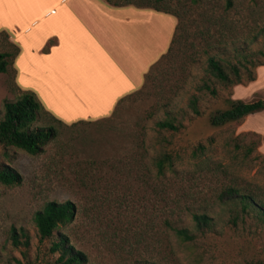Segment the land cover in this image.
<instances>
[{
    "label": "rangeland",
    "instance_id": "374dc122",
    "mask_svg": "<svg viewBox=\"0 0 264 264\" xmlns=\"http://www.w3.org/2000/svg\"><path fill=\"white\" fill-rule=\"evenodd\" d=\"M107 1L156 7L155 0ZM238 1L237 9L227 13L225 0L158 4L161 11L175 13L179 25L169 58L154 72L149 98H127L107 116L76 125L46 113L38 122L54 124L59 135L37 155L0 144V166L10 164L23 175L21 184L0 183V264H58L59 254L50 247L60 231L88 254V264H264L262 220L251 212L235 225L231 217L239 205L217 199L224 187L236 182L264 201V109L221 127L209 123L212 112L227 107L230 95L247 101L264 99V65L253 67L255 81L232 88L206 71L205 50L218 54L217 47L207 48V39L225 48L232 61L237 60L236 49H245L257 64L264 61V33L253 40L264 22L252 21L251 0ZM256 9L264 10V0ZM208 17L215 24L211 37L203 33L211 24ZM216 23L222 31L216 30ZM18 46L11 34L0 30V51L14 53ZM14 59L10 56L9 72L0 73V120L4 102L15 100L22 91ZM205 80L218 89L217 96L199 88ZM192 95L199 98L201 115L188 105ZM167 109L183 123L179 132L157 130L155 122L166 117ZM140 120L149 127V160L162 151L175 157L177 172L168 170L156 188L131 171L132 137ZM235 144L252 145L254 152L246 158L244 149ZM66 200L75 204V218L41 240L36 211L48 201ZM187 208L208 210L214 227L204 233L197 230ZM168 217L189 227L196 238L180 239L165 226ZM13 227L29 234V244L24 236L19 245L14 244Z\"/></svg>",
    "mask_w": 264,
    "mask_h": 264
},
{
    "label": "crops",
    "instance_id": "0c3cea01",
    "mask_svg": "<svg viewBox=\"0 0 264 264\" xmlns=\"http://www.w3.org/2000/svg\"><path fill=\"white\" fill-rule=\"evenodd\" d=\"M178 23L170 12L107 0H0V30L20 48L18 86L65 123L107 116L141 88Z\"/></svg>",
    "mask_w": 264,
    "mask_h": 264
},
{
    "label": "trees",
    "instance_id": "16d2710c",
    "mask_svg": "<svg viewBox=\"0 0 264 264\" xmlns=\"http://www.w3.org/2000/svg\"><path fill=\"white\" fill-rule=\"evenodd\" d=\"M164 1L165 0H155L156 7L154 9L162 10L158 7V4ZM238 3V0H225L224 13L237 9ZM115 5L121 4L115 3ZM258 5L259 0H251V5L248 7V13L252 17L253 22H259L257 19L264 22V10L256 9ZM209 19L211 24H208L209 26L206 27V30H203V33L211 37V28L215 24L212 23V17H208L207 22ZM218 24L216 23V30L222 31ZM261 33H264V25L261 26L257 34L253 35V40L257 39L258 35ZM220 35L222 36V34ZM174 41L175 38H173L172 43H174ZM51 43L52 42H50V44ZM206 46L208 49L214 47L218 48V54H210L208 50H205L204 53L208 54L206 71L213 77L219 79L226 88H232L235 85L255 81L257 75L254 68L264 65V61L258 62V64L253 62L254 58H251L250 53L246 52L245 49H236L237 60L232 61L229 59L226 49H220V46H214V44L210 42V39H207ZM19 52V46L14 53L0 51V73L9 72V66L11 63L10 56L16 58ZM171 52L172 44L167 53L163 54L145 74V80L142 87L122 97L117 102V105L127 98H149V86L153 81L154 72L158 65H160L166 58H169ZM249 64H251L252 68L249 67ZM199 88L206 90L213 96L218 95V89L207 80L200 84ZM225 101L227 107L217 109L210 114L209 123L211 126L221 127L237 122L250 114L264 109V99L247 101L241 98H233L232 95H230ZM188 105L195 115H201L202 112L199 107L198 96L192 95L189 99ZM46 113L50 112L45 108V105L38 94L31 89L22 90L15 100H6L4 102V115L0 120V144L5 148L16 147L33 155L44 152L46 146L56 140L59 135V130L54 124L48 122L41 124L38 122L44 118V116L46 117ZM146 120H149V115ZM83 121L88 120L80 119L72 122V125H76ZM144 122V120H140L133 132L132 143L135 148V155L132 157V160L134 161L131 171L135 174L138 180L147 182L149 187L156 188L158 182L166 178L168 170L177 172V169L175 168V157L171 151H162L158 155L150 157L149 160V127ZM155 125L158 131L166 130L176 133L181 130L183 123L178 121L177 116L173 113L172 109H167L166 117L157 120ZM235 146L244 149V157L246 158H249L254 152V146L252 145L241 146L235 144ZM200 147L203 149L204 146L200 145ZM260 155L261 154H258L256 157H260ZM227 169L228 168H226L225 172H229ZM22 182L23 175L18 169L7 163L0 166V183L5 185H18ZM217 199L221 204L229 203L239 205V208H237L238 212L231 217V222L233 224L237 225L238 220L243 219L246 214H250L251 212H254L264 223V201L262 199L258 200L253 193L247 192L245 188L238 183L231 182L224 187L219 192ZM187 210L191 215L192 221L195 223V228L197 230L204 233L214 227V217L210 215L208 210H192L191 208H187ZM76 211V206L71 200L46 202L43 208L36 211L34 215L40 239L44 240L52 237L61 225L67 224L75 218ZM164 224L182 240L192 241L196 238L195 232L187 226L177 225L172 217L166 218ZM21 236H24L26 238L25 243L29 244V234L24 229L19 231L16 227H13L12 238L15 245L21 243ZM50 250L59 254L57 259L58 264L89 263L88 254L85 251L78 249L72 243L69 235L65 232H58L57 240L52 242ZM247 264L262 263L249 262Z\"/></svg>",
    "mask_w": 264,
    "mask_h": 264
}]
</instances>
